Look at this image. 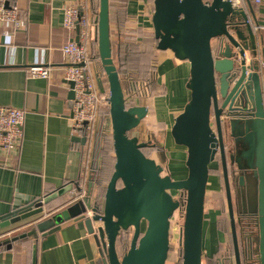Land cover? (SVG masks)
Returning <instances> with one entry per match:
<instances>
[{
  "label": "water",
  "instance_id": "95a60500",
  "mask_svg": "<svg viewBox=\"0 0 264 264\" xmlns=\"http://www.w3.org/2000/svg\"><path fill=\"white\" fill-rule=\"evenodd\" d=\"M152 25L157 48L190 64V100L170 132L175 144L187 151V177L175 180L164 175V168L143 152L149 144L129 135L147 117L148 108H126L112 56L109 0H100L99 56L109 86L116 157L103 208L92 205L90 177L84 198L65 203L58 213L0 246L10 249L54 226L79 221L95 241L97 263L166 264L171 221L177 212L183 219L182 264H203L210 166L220 156L233 245L227 261L264 264V65L257 44L260 21L251 0H154ZM68 84L72 89L73 83ZM73 99L71 90L72 106ZM74 140L85 146L87 139ZM237 179L241 187L250 185L243 210L237 200ZM74 187L64 186L0 217V231L43 215L50 203ZM122 232H131L132 238L121 256L117 241Z\"/></svg>",
  "mask_w": 264,
  "mask_h": 264
},
{
  "label": "crops",
  "instance_id": "0c3cea01",
  "mask_svg": "<svg viewBox=\"0 0 264 264\" xmlns=\"http://www.w3.org/2000/svg\"><path fill=\"white\" fill-rule=\"evenodd\" d=\"M77 1L11 0L20 8L24 22V29L15 35L13 66H8L10 57L4 46L6 28L0 26V106L25 111L19 152L10 167L0 166V217L64 186H75L85 181L88 185L91 177L95 140L91 152L74 140L71 88L64 78L68 63L62 49L78 35L75 29L64 27L63 9L65 5L76 4ZM262 1L257 4L256 0H251L260 23L264 20ZM90 3L92 10V0ZM109 3L110 27L115 42L120 39L125 41L131 36L138 38L140 33L153 30L154 0H109ZM259 30L257 44L260 61L264 65V29ZM156 57L153 93L139 105L148 108V120L142 121L140 126L150 122L151 127L147 126L145 130L136 128L134 136L142 142L156 141L162 145L166 152L165 166L162 167L164 171L168 170L164 175L181 180L188 174L185 165L187 151L175 144L170 132L175 118L190 100L191 92L187 87L190 64L176 59L169 50L158 51ZM93 63L97 70L103 69L97 62ZM35 64L51 68V78L30 76L26 69ZM154 153L159 158V154ZM150 158L156 161L153 156ZM222 183L224 186V181ZM70 201L72 198L68 194L50 203L43 215L0 231V244L29 231L39 221L61 211ZM225 202L227 209L226 194ZM220 208L212 211L206 239L205 205L203 264H221L233 255L223 251L226 227L231 243L232 237L228 210ZM98 259L95 241L85 224L79 221L54 226L46 234L40 233L37 239L28 238L13 243L10 249L0 246V264H100Z\"/></svg>",
  "mask_w": 264,
  "mask_h": 264
},
{
  "label": "built area",
  "instance_id": "2783aa9c",
  "mask_svg": "<svg viewBox=\"0 0 264 264\" xmlns=\"http://www.w3.org/2000/svg\"><path fill=\"white\" fill-rule=\"evenodd\" d=\"M262 2V0H256L257 4ZM63 11L64 27L67 30H76L77 25H80L79 40L67 42L62 49L68 63L65 67L64 78L66 82L73 83L71 89L74 92L72 100L73 135L86 137L84 149L91 152L99 112L103 107H109L107 100L109 94L101 87L102 72L95 68L91 56V41L96 24L91 12L90 0H78L76 4H67ZM20 12L16 3H11V0H0V26L6 28L4 46L10 57L8 66L14 65V61L11 60H13L16 48L15 35L24 29ZM258 28L264 29V20ZM26 70L34 78L47 80L51 78V68L44 65L35 64ZM24 119L25 111L0 106V166L10 167L11 161L18 154L23 140ZM76 186L69 193L72 201L82 199L86 195V181ZM174 196L178 199L179 193Z\"/></svg>",
  "mask_w": 264,
  "mask_h": 264
},
{
  "label": "trees",
  "instance_id": "16d2710c",
  "mask_svg": "<svg viewBox=\"0 0 264 264\" xmlns=\"http://www.w3.org/2000/svg\"><path fill=\"white\" fill-rule=\"evenodd\" d=\"M92 11L96 26L93 29V49L91 56L93 61L101 65L98 41L100 0H92ZM110 37L112 56L121 78L126 108L137 107L140 105V103H142L146 96H150L153 93V85L155 81L154 68L157 65L156 56L157 52L161 51L157 48L158 40L155 38L154 31L151 30L150 32L145 31L140 33L138 38L131 36L125 41L120 39L115 42V40L112 39L111 27ZM119 37L121 36L119 35ZM147 42H150V44ZM151 57L152 59H150ZM101 72L103 76L101 80V87L104 89V91L109 93L107 77L103 69ZM132 131L129 132V135ZM94 140L95 150L91 165V181L93 183L92 205L98 209H102L107 186L114 173L116 163L109 107H103L99 112ZM146 142L149 144V146L143 149L145 155L150 157L148 154H146V150L151 149L153 152L160 154L159 156L164 157L162 161L165 162L166 152L164 147L158 144L156 141ZM237 196L238 204H240V208L243 210L242 206H244L245 200L242 196H240V194ZM120 236L117 241V249L119 254L121 252L119 243Z\"/></svg>",
  "mask_w": 264,
  "mask_h": 264
},
{
  "label": "rangeland",
  "instance_id": "374dc122",
  "mask_svg": "<svg viewBox=\"0 0 264 264\" xmlns=\"http://www.w3.org/2000/svg\"><path fill=\"white\" fill-rule=\"evenodd\" d=\"M145 42V41H144ZM148 44H150V42H147ZM214 43V41H213ZM215 46V43L213 44ZM152 59V57L150 58ZM150 72V70H149ZM147 119V118H145ZM143 121H146V120ZM148 120V119H147ZM145 124H142V127L139 126L137 129L141 130H145L151 127V123L149 122V124L147 122H144ZM135 133H137V130H134L130 133L131 136H134ZM151 150V149H147L146 150V154H148V156H153L156 159V162L161 165V166H165L164 162L162 161L164 159V157L159 156V158L156 156V154ZM160 155V154H159ZM166 155V153H165ZM168 170L165 169V172H167ZM187 177V176H186ZM185 177V178H186ZM223 180H222V172L220 170L219 167V163H218V159H216V161L211 164L210 166V178H209V183H208V187H207V194H206V211H207V229H206V239H207V233H208V227H210V219H211V215H212V211L216 210V209H220L224 211L227 210L225 205V191H224V186H223ZM49 208V207H48ZM210 218V219H209ZM224 219H226V216L223 217ZM183 224V219L181 218L180 214H178L177 212L175 213V215L172 218L171 221V229H170V251H169V256L167 259L166 264H182L181 261V247H180V231H181V227ZM131 238H132V233L131 232H123L120 236V248H121V252L120 255H124V253L129 249L130 246V242H131ZM230 233L228 230V227H226V233H225V242H224V249L223 251L227 252L229 254H233L232 251V243L230 242ZM205 264H208L207 262Z\"/></svg>",
  "mask_w": 264,
  "mask_h": 264
},
{
  "label": "flooded vegetation",
  "instance_id": "af4514ba",
  "mask_svg": "<svg viewBox=\"0 0 264 264\" xmlns=\"http://www.w3.org/2000/svg\"><path fill=\"white\" fill-rule=\"evenodd\" d=\"M218 159V163H219V167L220 170L222 172V167H221V159L220 156L217 157ZM223 176V175H222ZM237 185H238V191L240 193V196H242L244 198V200L246 199V192L248 191V188H250V185H248L247 183L245 184V186H240V181L237 179ZM251 187H252V182H251ZM174 195V194H173ZM179 214V213H178Z\"/></svg>",
  "mask_w": 264,
  "mask_h": 264
}]
</instances>
